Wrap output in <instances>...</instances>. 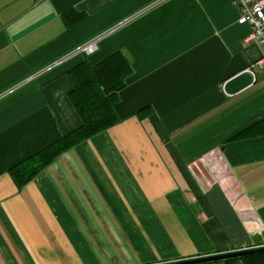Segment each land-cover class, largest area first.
Returning a JSON list of instances; mask_svg holds the SVG:
<instances>
[{"label":"crops","instance_id":"obj_1","mask_svg":"<svg viewBox=\"0 0 264 264\" xmlns=\"http://www.w3.org/2000/svg\"><path fill=\"white\" fill-rule=\"evenodd\" d=\"M238 18L235 0H0V264L264 246V133L233 141L264 120V44ZM116 53L118 123L19 188L12 168L82 126L70 72Z\"/></svg>","mask_w":264,"mask_h":264},{"label":"trees","instance_id":"obj_2","mask_svg":"<svg viewBox=\"0 0 264 264\" xmlns=\"http://www.w3.org/2000/svg\"><path fill=\"white\" fill-rule=\"evenodd\" d=\"M130 71L128 60L122 54L116 53L93 66L82 63L70 72L74 84L70 98L82 120V126L12 168L10 174L19 188L64 152L118 123L114 104L118 93L125 87V79ZM254 133H264V120L233 138V141L242 140ZM220 263L264 264V253L210 264Z\"/></svg>","mask_w":264,"mask_h":264},{"label":"built area","instance_id":"obj_3","mask_svg":"<svg viewBox=\"0 0 264 264\" xmlns=\"http://www.w3.org/2000/svg\"><path fill=\"white\" fill-rule=\"evenodd\" d=\"M235 5L239 12L238 23L240 25H249L251 33L247 41L264 44V0H235ZM98 48L97 40L90 41L75 48L71 54L91 55ZM65 59L55 62V65L62 64ZM257 66L264 67V58H262Z\"/></svg>","mask_w":264,"mask_h":264},{"label":"water","instance_id":"obj_4","mask_svg":"<svg viewBox=\"0 0 264 264\" xmlns=\"http://www.w3.org/2000/svg\"><path fill=\"white\" fill-rule=\"evenodd\" d=\"M264 253V246L246 248L241 250H235L231 252L212 254L206 256H198L195 258L182 259L172 262H164L159 264H210L215 262H221L227 259L239 258L247 255H254Z\"/></svg>","mask_w":264,"mask_h":264},{"label":"rangeland","instance_id":"obj_5","mask_svg":"<svg viewBox=\"0 0 264 264\" xmlns=\"http://www.w3.org/2000/svg\"><path fill=\"white\" fill-rule=\"evenodd\" d=\"M215 263H217V262H215ZM220 264H223V263H220Z\"/></svg>","mask_w":264,"mask_h":264}]
</instances>
